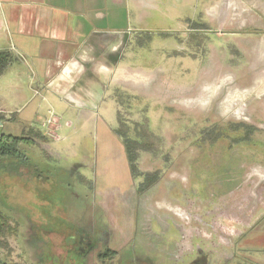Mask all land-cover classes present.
Returning <instances> with one entry per match:
<instances>
[{
	"label": "rangeland",
	"instance_id": "rangeland-1",
	"mask_svg": "<svg viewBox=\"0 0 264 264\" xmlns=\"http://www.w3.org/2000/svg\"><path fill=\"white\" fill-rule=\"evenodd\" d=\"M221 1H150L123 58L74 102L44 99L18 62L4 71L0 136L43 139L0 169L17 229L0 263L264 264L238 250L264 220V0L236 2L223 23ZM37 106L61 129L33 122ZM70 227L93 228L96 251L81 260L69 236L64 257L48 233Z\"/></svg>",
	"mask_w": 264,
	"mask_h": 264
},
{
	"label": "crops",
	"instance_id": "crops-1",
	"mask_svg": "<svg viewBox=\"0 0 264 264\" xmlns=\"http://www.w3.org/2000/svg\"><path fill=\"white\" fill-rule=\"evenodd\" d=\"M150 1L0 0V51L15 57L21 77L24 70L30 73L33 91L44 99L50 92L60 102H74L79 94L93 90V82H104L102 78L110 74L108 58L120 48L123 58L131 37L141 30L138 23L143 7L149 6ZM238 1L217 3L215 10L224 15L221 23L228 8L237 7ZM219 7L226 11L221 13ZM0 114L3 127L9 120L1 109ZM33 115V122L45 125L53 121L61 129L59 119L42 115L39 106ZM247 238L239 241V252L246 250L243 245L248 244L255 247L249 252L264 254V220ZM234 258L237 259L236 254ZM248 260L251 264H262L256 256Z\"/></svg>",
	"mask_w": 264,
	"mask_h": 264
},
{
	"label": "trees",
	"instance_id": "trees-1",
	"mask_svg": "<svg viewBox=\"0 0 264 264\" xmlns=\"http://www.w3.org/2000/svg\"><path fill=\"white\" fill-rule=\"evenodd\" d=\"M15 61V57L7 52L0 51V76L4 71ZM29 131V134L27 133ZM21 137L12 135L0 136V169L7 168L6 166L12 164L19 156V150L21 145H34V138H42L39 133H33L32 129H29ZM250 130H247V132ZM27 133V134H26ZM38 138V139H39ZM43 139V138H42ZM131 168H134L135 157L128 156ZM17 234L16 226L11 224L10 219L0 211V250L9 251L8 240L15 237ZM4 264V263H0Z\"/></svg>",
	"mask_w": 264,
	"mask_h": 264
},
{
	"label": "flooded vegetation",
	"instance_id": "flooded-vegetation-1",
	"mask_svg": "<svg viewBox=\"0 0 264 264\" xmlns=\"http://www.w3.org/2000/svg\"><path fill=\"white\" fill-rule=\"evenodd\" d=\"M83 227H80L79 229L75 228H65V229H56L54 228L53 231H50L48 234H52L54 237H58L60 250L62 251L63 245L66 243L67 237H72V244H69L67 246L68 251H71L72 253L76 254L81 260L83 259V256H85L87 253L89 254L91 251H96L97 248V242L93 239V228H87L90 232L89 234H82L83 231H81ZM58 230V233H57ZM86 230V229H85ZM56 231V232H55ZM109 234L106 232H100V237L102 238H108ZM107 244L105 243L103 247H105ZM64 254V257H66L68 254L62 251ZM188 264H207V261L205 260L204 256L197 255L194 259H192ZM248 264V263H247ZM251 264V263H250Z\"/></svg>",
	"mask_w": 264,
	"mask_h": 264
}]
</instances>
